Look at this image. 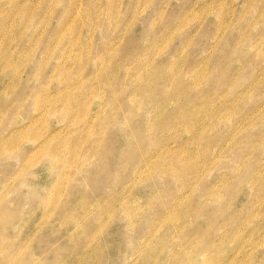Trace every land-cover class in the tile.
<instances>
[{"label": "rangeland", "instance_id": "374dc122", "mask_svg": "<svg viewBox=\"0 0 264 264\" xmlns=\"http://www.w3.org/2000/svg\"><path fill=\"white\" fill-rule=\"evenodd\" d=\"M263 149L264 0H0V264H264Z\"/></svg>", "mask_w": 264, "mask_h": 264}, {"label": "bare ground", "instance_id": "6f19581e", "mask_svg": "<svg viewBox=\"0 0 264 264\" xmlns=\"http://www.w3.org/2000/svg\"><path fill=\"white\" fill-rule=\"evenodd\" d=\"M247 11H248V10H247ZM140 74H141V73H140ZM151 75H152V73H151ZM153 75H154V74H153ZM153 75H152V76H153ZM155 76H156V75H155ZM140 79H141V76H140V78L138 79V81H139ZM142 79H143V77H142ZM243 80H244V79H243ZM140 81H143V80H140ZM175 81H176V79H175ZM141 83H142V82H141ZM178 83H179V82H178ZM196 85H198V84H196ZM100 92H101V91H100ZM176 92H177V91H176ZM176 92H175V93H176ZM178 92H179V91H178ZM178 92H177V93H178ZM71 93H73V92H71ZM71 93H69V94L71 95ZM101 93H103V92H101ZM179 93H180V92H179ZM69 94H68V95H69ZM99 94H100V93H99ZM99 94H98V95H99ZM72 95L74 96V94H72ZM72 95H71L70 97H72ZM100 95H101V94H100ZM102 96H105V95H102ZM102 96H101V97H102ZM114 96H115V95H114ZM114 96H113V97H114ZM175 96H177V95H175ZM178 96H180V94H178ZM115 97H117V96H115ZM115 97H114V98H115ZM72 98H73V97H72ZM102 98H103V97H102ZM102 98H101V99L99 98V99L102 101ZM66 99H67V97H66ZM73 99H74V98H73ZM73 99H72V100H73ZM200 99H203V98H200ZM200 99H199V100H200ZM64 100H65V99H64ZM70 100H71V99H69L68 103L71 102ZM100 100H99V103H100ZM104 100H105V99H104ZM111 100H112V99H111ZM193 100L195 101V98H194ZM169 101H170V100H169ZM197 101H198V100H197ZM202 101H203V100H202ZM102 102H103V101H102ZM102 102H101V104H102ZM198 102H199V101H198ZM198 102H197V103H198ZM200 102H201V101H200ZM240 102H241V101H240ZM245 102H246V101H245ZM66 104H67V103H66ZM70 104H71V103H70ZM103 104H106V102L104 101ZM103 104H102V105H103ZM109 104H110V101H109ZM164 104H167V103H165V101H164ZM242 104H243V103H242ZM68 105H69V104H68ZM68 105H67V106H68ZM102 105H101V106H102ZM106 105H107V104H106ZM106 105H105V106H106ZM188 105H189V104H188ZM239 105H240V104H239ZM70 106H71V105H70ZM103 106H104V105H103ZM136 106H137V105H136ZM159 106H160V105H159ZM159 106H158V107H159ZM192 106H193V105H192ZM192 106H191V107H192ZM195 106H196V105H195ZM68 107H69V106H68ZM107 107H108V105H107ZM137 107H138V106H137ZM161 107H163V106H161ZM189 107H190V106H189ZM241 107H243V106H241ZM65 108H66V107H65ZM85 108L87 109L88 107H85ZM85 108H84V109H85ZM99 108L101 109L100 105H99ZM99 108H98V109H99ZM102 108H105V107H102ZM134 108L137 109L136 107H134ZM164 108H165V105H164ZM164 108H163L162 110H164ZM66 109H67V108H66ZM68 109H69V108H68ZM82 109H83V108H82ZM86 109H85V111H87ZM96 109H97V108H96ZM98 109H97V110H98ZM107 109H108V108H107ZM138 109H139V108H138ZM188 109H189V108H188L186 105H184L183 112H182V113H184V115H182L183 118H182V120L180 121V124L183 125V126H182L183 131L185 130V132H190V131L192 132V131H193V129H192L193 126H192L191 123H195V122H197V121H195V122H191V123H186V122H185V124H182V123H181V122H183V120L186 119V117H188L189 115H191V116L193 115V116H194L195 112L192 111V113H191V112H189ZM70 110H72V109L70 108ZM80 110H81V108L79 109V111H80ZM105 110H106V109H105ZM158 110H160V108H158ZM158 110H156V111H158ZM162 110L157 112V115H158V116L156 115V116H157V117H156L157 119H159V118H161V116H163L162 113H163L164 111H162ZM64 111H65V110H64ZM72 111H73V110H72ZM77 111H78V110H77ZM77 111H76V113H77ZM79 111H78V112H79ZM98 111H99V110H98ZM100 111H102V109H101ZM113 111H114V110H113ZM67 112H69V111H67ZM80 112H81V111H80ZM200 112H202V111H200ZM200 112H198V113H200ZM205 112H206V111H205ZM207 112H208V111H207ZM69 113H70V112H69ZM83 113H84V111H83ZM83 113H82V116H83ZM99 113H101V112H99ZM112 113H114V112H112ZM112 113H111V114L109 113V115H110V116L113 115ZM155 113H156V112H155ZM193 113H194V114H193ZM198 113H197V114H198ZM70 114H71V113H70ZM78 114H79V113H78ZM78 114H77V116H78ZM197 114H196V117H197ZM200 114H202V113H200ZM62 115H63V114H62ZM64 115H65V113H64ZM66 115H67V114H66ZM66 115H65V116H66ZM74 115H75V114L73 113V116H74ZM65 116H63V117H65ZM71 116H72V115H71ZM77 116L75 115V118H76ZM113 116H114V115H113ZM113 116H111V118H112ZM179 116H180V115H179ZM179 116H177V117H179ZM63 117H62V118H63ZM67 117H68V116H67ZM69 118H70V117H69ZM78 118H79V117H78ZM172 118H173V117H172ZM194 118H195V117H194ZM194 118H193V121H194ZM206 118H207V117H206ZM260 118H261V117H260ZM71 119H72L71 122L73 123V118H71ZM80 119L83 120L82 117H81ZM112 119H114V117H113ZM157 119H156V122L160 120V119H159V120H157ZM175 119H176V117H175ZM179 119H180V118H179ZM187 119H188V118H187ZM187 119H186V120H187ZM190 119H191V118H190ZM190 119H188L189 122H190ZM208 119H209V118H208ZM67 120H68V118L66 119V121H67ZM77 120H78L77 118H76V120L74 119V121H77ZM92 120H94V119L92 118ZM177 120H178V119H177ZM177 120H176V121H177ZM191 120H192V119H191ZM258 120H259V119H258ZM153 121H154V120H153ZM153 121H152V122H153ZM161 121H162V119H161ZM164 121H165V120L163 119V122H164ZM169 121L172 122L171 120H169ZM176 121L174 120L173 122H175V123L179 122V121H177V122H176ZM184 121H185V120H184ZM198 121H199V119H198ZM204 121H205V120H204ZM68 122H69V121H68ZM68 122H67V123H68ZM71 122H70V123H71ZM80 122H82V121H80ZM90 122H92V121L90 120ZM156 122H155L154 124H153V123L151 124V123L149 122L150 124H148V127H149L150 130L154 129L153 127H154V125L156 124ZM170 122H167V124L169 123V124H168L169 126H168V125H164V123L162 124V122H159L161 128L163 129V131H161V132H164V131H166V130H168V129L170 130V129H171L170 126H173V127H172V131H174V130H173L174 128L176 129V126H175V125H177V124L172 125V123H171V125H170ZM259 122H260V121H259ZM77 123H78V122H77ZM86 123H87V125H88V122H86ZM86 123H85V124H86ZM92 123H93V122H92ZM183 123H184V122H183ZM198 123H199V122H198ZM198 123H197V124H198ZM256 123H257V122H256ZM83 124H84V123H83ZM157 124H158V123H157ZM157 124H156V125H157ZM190 124H191V125H190ZM68 125H69V124H68ZM70 125H71V124H70ZM158 125H159V124H158ZM223 125H224V124H223ZM251 125H252V124H251ZM78 126H80V125H78ZM78 126H77V127H78ZM89 126H90V125H89ZM249 126H250V125H249ZM84 127H85V125H84ZM169 127H170V128H169ZM204 127H207V126H204ZM217 127H218V126H217ZM70 128H73V125H72ZM86 128H88V127H86ZM251 128H252V127H251ZM74 129H75V128H74ZM94 129H95V128H94ZM149 129H148V132L150 131ZM157 129H158V127H157ZM244 129H245V128H244ZM246 129H248V127H247ZM75 130H76V129H75ZM159 130H160V127H159ZM176 130H177V129H176ZM249 130H250V129H249ZM73 131H74V130H73ZM73 131H72V132H73ZM153 131H154V130H153ZM170 131H171V130H170ZM170 131H169L168 133H170ZM181 131H182V130H181ZM198 131H199V130H198ZM77 132L79 133V131H77ZM151 132H152V131H151ZM176 132H177V131H175V134H176ZM199 132H200V131H199ZM243 132H244V130H243ZM70 133H71V132H70ZM80 133H81V132H80ZM165 133H167V131H166ZM171 133H172V132H171ZM192 133H193V132H192ZM73 134H74V133H73ZM89 134H90V133H89ZM91 134H92V133H91ZM200 134H201V133H200ZM227 134H228V133H227ZM70 135H72V133H71ZM76 135L78 136V134H76ZM93 135H94V134H93ZM100 135H101V134H100ZM164 135L166 136L167 134H164ZM201 135H202V134H201ZM72 136H73V135H72ZM74 136H75V135H74ZM86 136H87V135H86ZM101 136H102V135H101ZM75 137H76V136H75ZM91 137H92V135H91ZM198 137H199V136H198ZM78 138H79V137H78ZM87 138H89V135L86 137V139H87ZM71 139H72V138H71ZM81 139H82V138H81ZM83 139H84V138H83ZM101 139H102V137H101ZM76 140H77V139H76ZM76 140H73V142L76 141ZM87 140H88V139H87ZM87 140L84 139V142L87 141ZM98 140H100V139H98ZM77 141H78V140H77ZM77 141H76V144H77ZM191 141H192V140H191ZM70 142H71V141H70ZM78 142H79V141H78ZM156 142H157V141H156ZM76 144H75V146H76ZM79 144H80V143H79ZM159 144H162V143H159ZM159 144H158V142H157V145H158V146H159ZM70 145H71V144H70ZM72 145H73V144H72ZM195 145H196V144H195ZM154 146H155V145H154ZM163 146L166 147L165 145H163ZM163 146H161V148H162ZM69 147L71 148V146H68V148H69ZM73 147H74V146H73ZM94 147H96V146H94ZM74 148H75V147H74ZM74 148H72V149H74ZM91 148H92V147H91ZM155 148H157V146H156ZM246 148H247V147H246ZM52 149H53V148H52ZM52 149H51V150H52ZM92 149H93V148H92ZM153 149H154V148H153ZM158 149H159V148H158ZM166 149H169V148L167 147ZM166 149H165V150H166ZM69 150H70V149H69ZM69 150H68V151H69ZM159 150H160V149H159ZM159 150H158V151H159ZM239 150H240V149H239ZM263 150H264V149H263ZM160 151H161V150H160ZM160 151H159L158 153H155L156 155H153V156L151 155L152 158L149 156V157L151 158V160L153 159V162H156V160L159 159V158L162 156V154H164L165 152H167V151L164 152L163 150H162L163 152H160ZM236 151H237V150H236ZM245 151H246V150H245ZM147 152H148V151H147ZM69 153H70V152H69ZM71 153H72V152H71ZM239 153H240V152H239ZM150 154H152V153H150ZM236 154H237V153H236ZM70 155H71V154H70ZM95 155H96V154H95ZM148 155H149V154H148ZM148 155L145 156V158L147 157L146 160H148ZM214 155H215V154H214ZM239 155H240V154H239ZM75 156H76V154H75ZM237 156H238V155H237ZM262 156H263V155H262ZM70 157H71V156H70ZM260 157H261V156H260ZM63 159H64V158H63ZM70 159H71V158H70ZM235 159H236V157H235ZM242 159H243V158H242ZM252 159H254V157H253ZM216 160H217V159H216ZM59 161H60V160H59ZM79 161H80V159H79ZM85 161H86V160H85ZM87 161H88V160H87ZM149 161H150V160H149ZM165 161H166V160H165ZM165 161H163V162H165ZM219 161H220V160H219ZM231 161H232V160H231ZM238 161H239V160H238ZM250 161H251V160H250ZM250 161H248V162L250 163ZM259 161H260V160H259ZM259 161H258V162H259ZM254 162H255V161H254ZM254 162H253V163H254ZM52 163H53V162H52ZM165 163H166V162H165ZM165 163H162V165L165 164ZM167 163H168V161H167ZM71 164H72V161H71ZM168 164H170V163H168ZM172 164H173V163H172ZM175 164H176V163H175ZM210 164H211V163H210ZM242 164H243V163H242ZM77 165H78V164H77ZM79 165H82V163H81V164L79 163ZM253 165H254V164H253ZM66 166H67V165H66ZM165 166H166V165H165ZM173 166H174V165H173ZM188 166H189V165H188ZM220 166H221V165H220ZM246 166H247V165H246ZM251 166H252V164H251ZM64 167H65V166H64ZM170 167H172V165H170ZM186 167H187V166H186ZM247 167H248V166H247ZM75 168H76V167H75ZM157 168H159V167H156V168H155L156 171H157V173H161V174H162V172L167 171L166 168H165V170H164L163 168H160V169H157ZM155 169H154V170H155ZM167 169H168V168H167ZM170 169H172V168H170ZM76 170H77V169H76ZM174 170H175V169H174ZM193 170H194V169H193ZM191 171H192V170H191ZM153 172H154V171H153ZM192 172H193V171H192ZM164 173H165V172H164ZM176 173H177V171H176ZM184 173H185V172H184ZM200 173H201V172H200ZM236 173H237V172H236ZM259 173H260V172H259ZM177 174H178V173H177ZM255 174H256V173H255ZM159 175H160V174H159ZM199 175H200V174H199ZM200 176H201V175H200ZM177 177H178V175H177ZM184 177H185V175H184ZM196 177H197V175H196ZM181 178H182V176H181ZM198 178H199V177H198ZM202 178H203V177H202ZM254 178H255V177H254ZM181 186H182V185H181ZM183 188H184V187H183ZM202 196H203V195H202ZM210 198H211V197H210ZM169 199H170V198H169ZM248 200H249V199H248ZM88 206H89V205H88ZM88 206H87V207H88ZM89 208H90V207H89ZM115 208H116V207H115ZM171 208H172V207H171ZM109 209H110V208H109ZM88 210H90V209H88ZM95 210H96V209H95ZM170 210H171V209H170ZM173 210H174V208H173ZM175 210H176V207H175ZM177 210H178V209H177ZM52 211H53V210H52ZM91 211H92V210H91ZM100 211H101V210H100ZM83 212H84V210H83ZM96 212H97V211H96ZM165 212H166V211H165ZM94 213H95V212H94ZM47 214H48V213H47ZM50 214H52V212H51ZM85 214H87L86 211H85ZM85 214H84V216H85ZM81 215H82V213H81ZM89 215H90V214H89ZM97 215H98V214H97ZM111 215H112V213H111ZM128 215H129V214H128ZM130 216H131V215H130ZM169 216H170V215L167 216V219L169 218ZM81 217H82V216H81ZM87 217H88V215H87ZM109 217H110V216H109ZM132 217H133V216H132ZM172 217H173V216H172ZM85 218H86V217H85ZM70 219H71V218H70ZM131 219H132V218H131ZM167 219H165V220H167ZM169 219H170V218H169ZM181 220H182V219H181ZM83 221H84V220H83ZM168 221H169V220H168ZM78 222H79V221H78ZM132 222L134 223V221H132ZM171 222H172V221H171ZM182 222H183V220H182ZM184 222H185V221H184ZM81 223H82V222H81ZM81 223H80V224H81ZM78 224H79V223H78ZM168 224H169V223H168ZM171 224H172V223H171ZM245 224H246V223H245ZM82 225L84 226V224H82ZM82 225H81V226H82ZM172 225H174V224H172ZM75 226H76V225H75ZM79 226H80V225H79ZM79 226H78L77 228H79ZM177 226H178V225H177ZM226 226H227V225H226ZM235 228H236V227H235ZM79 229H80V228H79ZM75 230H76V229H75ZM80 231H81V230H80ZM155 231H156V230H155ZM80 233H81V232H80ZM95 233H96V232H95ZM93 235H94V234H93ZM95 235H97V234H95ZM101 235H102V234H101ZM98 237H99V236H98ZM101 237H102V236H101ZM93 239H94V238H93ZM96 239H97V238H96ZM96 241H97V240H96ZM89 242H90V241H89ZM91 242H92V240H91ZM91 248H92V247H91ZM89 250H90V249H89ZM97 252H98V251H97ZM89 253H90V252H89ZM188 255H189V254H188ZM82 256H85V255H82ZM82 256H81V257H82ZM87 256H88V255H87ZM93 256H94V255H93ZM204 256H205V255H204ZM204 256H203V257H204ZM79 258H80V257H79ZM18 260H20V259H18ZM96 260H97V257H96ZM11 261H12V263H13V260H11ZM15 261H16V260H15ZM16 262H17V261H16ZM27 262H28V261H27ZM10 263H11V262H9L8 264H10ZM54 263H55V262H54ZM179 263H180V262H179ZM15 264H16V263H15ZM64 264H65V263H64ZM216 264H219V263H216Z\"/></svg>", "mask_w": 264, "mask_h": 264}]
</instances>
